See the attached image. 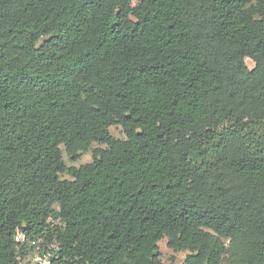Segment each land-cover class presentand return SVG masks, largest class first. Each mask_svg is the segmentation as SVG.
<instances>
[{"label": "trees", "instance_id": "obj_1", "mask_svg": "<svg viewBox=\"0 0 264 264\" xmlns=\"http://www.w3.org/2000/svg\"><path fill=\"white\" fill-rule=\"evenodd\" d=\"M17 229L54 264H264V0H0V264Z\"/></svg>", "mask_w": 264, "mask_h": 264}, {"label": "rangeland", "instance_id": "obj_2", "mask_svg": "<svg viewBox=\"0 0 264 264\" xmlns=\"http://www.w3.org/2000/svg\"><path fill=\"white\" fill-rule=\"evenodd\" d=\"M246 64L250 70H253L255 67L254 62L249 58L246 59ZM110 132H111L112 136H114L116 139H121V140L126 139V136H125L122 128L119 126L112 127L110 129ZM61 148H62L63 158H64L66 166L68 168H70V167L78 168L81 165H85V164H89V163L93 162L92 153L94 150H96V149H107V146L100 145V144H93L91 150L88 153L83 154L81 156V158L76 162H74V161L72 162L68 158L64 147H61ZM60 178H61V180H68V181L73 180V178L71 176H69L68 174L61 175ZM158 246H159V253L161 255L160 260H161L162 264H182L185 261L187 255L189 254L188 252L175 253L173 250H171L168 247L167 238L162 239L159 242Z\"/></svg>", "mask_w": 264, "mask_h": 264}, {"label": "built area", "instance_id": "obj_3", "mask_svg": "<svg viewBox=\"0 0 264 264\" xmlns=\"http://www.w3.org/2000/svg\"><path fill=\"white\" fill-rule=\"evenodd\" d=\"M14 241L21 249L18 255L20 264H54L53 259H59L55 252L57 246L46 243L45 236H29L17 229Z\"/></svg>", "mask_w": 264, "mask_h": 264}]
</instances>
